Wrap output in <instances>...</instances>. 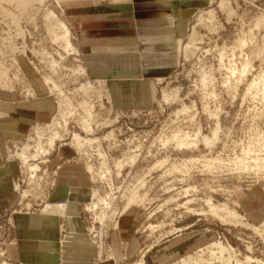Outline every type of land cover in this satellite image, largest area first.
Listing matches in <instances>:
<instances>
[{"label":"rangeland","instance_id":"374dc122","mask_svg":"<svg viewBox=\"0 0 264 264\" xmlns=\"http://www.w3.org/2000/svg\"><path fill=\"white\" fill-rule=\"evenodd\" d=\"M148 1L164 5V41L144 38L135 58L128 52L138 45H126L124 59L114 49L97 51L104 55L100 60L86 57L71 20L73 0H48L27 10L4 5L19 18L17 24L0 8V92L21 104L38 103L25 136L6 142L4 164H19L20 187L0 214V264H22L8 255L18 241L14 216H39L45 208L59 217L62 255L81 236L78 229L84 230L92 250L87 264H147L159 246L192 231L207 232L210 241L171 264L203 255L208 262L202 250L220 242L240 251L242 261L249 256L264 263V244L253 229L264 222V84L253 87L264 78V0ZM47 10L72 33L75 54L65 52L61 31L50 34L54 25L47 23ZM158 46L164 52L154 58ZM81 103L93 107L91 136L82 130ZM58 132L64 139L33 160L36 146L48 149ZM74 133L98 143L79 149ZM187 136L197 146L178 149V139ZM117 162L124 164L120 172ZM35 166L39 170H31ZM130 195L145 201L121 218ZM71 198H78L76 207L70 208ZM188 200L200 216L181 207ZM208 200L226 205L249 226L225 224L210 213ZM251 206L263 207L254 215L246 210Z\"/></svg>","mask_w":264,"mask_h":264},{"label":"crops","instance_id":"0c3cea01","mask_svg":"<svg viewBox=\"0 0 264 264\" xmlns=\"http://www.w3.org/2000/svg\"><path fill=\"white\" fill-rule=\"evenodd\" d=\"M73 1L75 4L71 5L74 7L71 11L73 10L72 15L75 18L71 20L75 24L80 48L87 58L100 60L104 55H99L97 51L100 53L106 49L121 52L119 58L122 59L129 54H133L132 58H135L140 56L143 40H152L154 43L164 41V21L163 17L159 16V11H164L162 3H150L148 0ZM150 11L155 13L150 15ZM126 45L138 47L136 46V51L125 55ZM158 48L159 46L154 50L155 55L152 52L151 56H155L154 58H157L159 51L164 52L165 47L160 50ZM37 106L36 102L21 104L15 95L0 92V214L7 208L20 187L19 164L15 161L4 164L6 142L10 140L17 142L25 136L27 128L37 117L35 113ZM59 202L56 199L55 203ZM77 202L78 198H71L73 205L70 208L76 207ZM243 202L249 204L247 200ZM55 203L53 205H56ZM263 206L258 209L251 206L246 210L255 215ZM70 208L69 214H74ZM45 209L39 216H14L18 241L9 246V257L22 264H60L63 258L71 260L68 264H87L90 256L88 253H92V250L89 245L86 246L84 230L78 229L81 236H78L79 238L72 242L62 255L59 253L58 229L55 227L59 224V217L55 212H48ZM73 221L71 224H75V220ZM210 238L205 231H192L175 236L159 246L147 259V264H171L198 247L208 244Z\"/></svg>","mask_w":264,"mask_h":264},{"label":"bare ground","instance_id":"6f19581e","mask_svg":"<svg viewBox=\"0 0 264 264\" xmlns=\"http://www.w3.org/2000/svg\"><path fill=\"white\" fill-rule=\"evenodd\" d=\"M56 1H60V0H56ZM48 2V0H0V8H2L3 10L2 11H4V14H6V16H9V18H12L11 20L13 21V23H19V18L18 17H15V15H13L11 12H9V10H7V9H5L4 8V5H7V6H12V5H17L18 6V10H20L19 8H22V10H27V9H29V8H31V7H34V6H36V4H38V5H40V6H45V4ZM60 4V3H59ZM221 5V4H220ZM222 6V5H221ZM221 8V7H220ZM33 9V8H32ZM31 9V10H32ZM212 13V12H211ZM211 15V14H210ZM213 17V16H212ZM46 19L48 20V25H49V22H50V24H52V25H54L51 29L52 30H50L51 31V33L50 34H54V32H53V30H59V31H61L62 33H63V37H64V40H65V42H64V44H66V51L65 52H69V51H71L73 54H75L74 52H77V50H78V46H77V44H74V45H72L71 44V42L74 40V42H76L75 41V39H74V37L72 36V33L70 32V30L68 29V27L59 19V17L53 12V11H46ZM46 20V21H47ZM209 20V19H208ZM207 20V21H208ZM17 21V22H16ZM210 21V20H209ZM260 24V23H259ZM17 26H19V25H17ZM20 27V26H19ZM21 28V27H20ZM22 30V29H21ZM20 32V31H19ZM58 33V32H57ZM56 34V33H55ZM61 34V33H60ZM58 35H59V33H58ZM18 36V35H17ZM54 36V35H53ZM62 36V35H61ZM20 37V36H19ZM56 37H58L57 36V34H56ZM60 37V36H59ZM252 37V36H251ZM60 38H62V37H60ZM56 39V38H55ZM58 40V39H57ZM63 40V41H64ZM61 41V40H60ZM62 41V42H63ZM244 41V40H243ZM240 43V42H239ZM244 44H246V43H244L243 42V44L242 45H244ZM239 46V45H238ZM239 48V47H238ZM243 48H244V46H243ZM15 49V48H14ZM33 53V52H32ZM80 53V52H79ZM69 54V53H68ZM77 54V53H76ZM223 58V57H222ZM52 59V58H51ZM52 62H53V64L55 63V61H53L52 60ZM52 64V65H53ZM235 64V63H234ZM16 65V64H15ZM55 65V64H54ZM53 65V66H54ZM246 66V64L244 65V66H242L243 68ZM246 67H249V66H246ZM246 67H245V69H246ZM54 68V67H53ZM235 68H236V64H235ZM231 69V68H230ZM242 69V68H241ZM243 70V69H242ZM54 72V71H53ZM232 72V71H231ZM235 71L233 70V72L232 73H234ZM248 72V71H247ZM1 74V73H0ZM241 74V73H240ZM243 74V73H242ZM241 74V75H242ZM247 74V73H246ZM245 74V75H246ZM3 75V74H2ZM233 75V74H232ZM235 75V74H234ZM233 75V76H234ZM5 76V75H4ZM240 76V75H239ZM243 76V75H242ZM2 78V77H1ZM242 79V78H241ZM46 80V82H47V84L48 85H50V83L52 84L53 83V87L55 88V90H59L58 89V87H57V85L54 83V81L52 82V80H51V77H48V78H46L45 79ZM5 83V82H4ZM254 83V82H253ZM258 84H256V86H253V87H257V88H259V86H260V88L261 87H263L262 85L264 84V78L262 79H258V82H257ZM6 84V83H5ZM53 88V89H54ZM250 88V87H249ZM264 88V87H263ZM262 88V89H263ZM81 89H83L82 87H81ZM86 89V88H85ZM52 90V89H51ZM52 92V91H51ZM86 92H88V91H86ZM84 93H85V91H84ZM68 101V100H67ZM70 102V101H69ZM84 102V101H83ZM87 103V102H86ZM73 104V103H72ZM82 104V103H81ZM87 104H89V103H87ZM87 104H86V106H85V103H83L82 105H83V109L85 110V113H86V118L84 117V118H82V123H81V126H82V130H83V132L85 133V134H87V135H89V136H91V135H93L94 134V132H95V129L93 128V124H92V122H91V119H93L92 118V109H93V107H87ZM80 105V104H79ZM90 106H92L91 104H89ZM63 106V105H62ZM81 106V105H80ZM64 107V106H63ZM66 107V106H65ZM72 107H74V106H72ZM71 107V108H72ZM75 109V108H74ZM62 110V109H61ZM65 111H67V110H65ZM70 112L72 111L71 109L69 110ZM68 111V112H69ZM61 112V111H60ZM70 112H69V114H70ZM63 113V112H62ZM65 113V112H64ZM215 115V114H214ZM213 115V116H214ZM63 117H64V115H62ZM94 116V115H93ZM66 117H67V115H66ZM64 120V119H63ZM62 120V121H63ZM68 120V119H67ZM65 121H66V119H65ZM59 122H61V121H59ZM59 122H57V123H59ZM98 122V121H97ZM96 123V122H95ZM59 124H61V123H59ZM64 124V123H63ZM60 126V125H59ZM61 126H62V124H61ZM67 125H66V123H65V127H66ZM55 127H57V126H55ZM61 128H63V127H61ZM218 129V128H217ZM40 130V129H39ZM41 131H42V129H41ZM216 131V130H215ZM61 132V131H60ZM65 132V131H64ZM216 132H218V130L216 131ZM39 133V132H38ZM63 133V132H62ZM42 134V133H41ZM215 135H216V133H215ZM42 136V135H41ZM40 136V137H41ZM62 136H64V135H62ZM60 134H59V132L58 133H56L53 137L51 136V138L49 139V141H48V149H45V147H47V146H45V147H43V146H36L37 148V150H35V152H36V154H34L33 155V160H34V158H41V157H43V156H46V155H48V154H50V152L55 148V146H56V142L57 141H61L62 139H64L63 137H62ZM37 137H38V135H37ZM39 137V138H40ZM44 137V136H43ZM174 137V136H173ZM90 138V137H89ZM88 138V136H87V138H82L80 135H78V134H73V136H72V142L75 144V146H77V148H82L85 144H87V145H90V144H95V143H98V139H89ZM110 138H111V136H110ZM176 137H174V141L176 142L177 140L175 139ZM180 138V137H179ZM195 138H197V135H196V137ZM41 139H42V137H41ZM172 139V138H171ZM192 139V138H191ZM216 140V139H215ZM173 141V142H174ZM40 142V141H39ZM166 142V141H165ZM164 142V143H165ZM206 142H208V141H206ZM167 143V142H166ZM177 143V142H176ZM199 142H198V140H194V141H190V139L188 138V136L186 137V138H184V139H181V140H179L178 139V149H182V148H188L189 149V147H191V145H193L194 147L195 146H197V144H198ZM46 144V143H45ZM100 144V143H99ZM37 145H38V143H37ZM97 145V144H96ZM101 145V144H100ZM164 145V144H163ZM91 146V145H90ZM192 146V147H193ZM98 150V149H97ZM99 152H100V150H98ZM27 153V152H26ZM25 154V153H24ZM26 155V154H25ZM29 155V154H28ZM99 155H101V154H99ZM22 156H23V154H22ZM27 156V155H26ZM103 155H101V157H102ZM105 156V155H104ZM25 157V156H24ZM100 157V158H101ZM22 158V157H21ZM23 159H25V158H23ZM30 159V158H29ZM105 159V158H104ZM130 159H132V158H130ZM129 159V160H130ZM135 159H137V157L135 156V158H133L132 159V161H134ZM195 160V159H194ZM106 161V160H105ZM136 161V160H135ZM24 162V161H23ZM44 162V161H43ZM191 162V161H190ZM197 162H198V160H197ZM105 163H107V162H105ZM104 163V164H105ZM127 163V162H126ZM134 163V162H133ZM162 163H164V162H162ZM183 163V162H182ZM192 163V162H191ZM193 163H195V162H193ZM188 164H190L188 161H187V163H185V166L186 165H188ZM123 162H117V165H116V168L119 170V172L121 171V169L123 168ZM160 165H162V164H160ZM183 165V164H182ZM102 166V165H101ZM159 166V165H158ZM184 166V165H183ZM191 166V165H190ZM156 167V166H155ZM90 168H92V167H90ZM107 168H109V166L107 167ZM106 168V169H107ZM38 169V166H35V167H33L31 170H37ZM39 170V169H38ZM109 170V169H108ZM116 170V169H115ZM92 171V170H91ZM112 171V170H111ZM173 171V170H172ZM105 172H107V171H105ZM174 172V171H173ZM100 174V173H99ZM118 174V173H117ZM184 174H185V172H184ZM107 175H109V173L107 174ZM111 175V174H110ZM110 175H109V177H110ZM105 176V175H104ZM120 176H121V174H120ZM107 180H108V178H106ZM111 179V178H110ZM109 181H111V180H109ZM106 182V181H105ZM112 186V185H111ZM140 187V186H139ZM138 187V188H139ZM138 188H137V190H138ZM190 188V187H189ZM194 190V189H193ZM98 192V191H97ZM197 192V191H196ZM136 193V192H135ZM138 194V193H137ZM140 194V193H139ZM181 194V193H180ZM190 191L189 190H184V192H183V196H184V198H187V197H189L190 195ZM95 195V194H94ZM97 195V194H96ZM131 196V195H130ZM129 196V197H130ZM108 198V197H107ZM96 199V198H95ZM110 199V198H109ZM112 199V198H111ZM105 200V199H104ZM194 200V199H193ZM100 201L101 200H99V204H100ZM112 201V200H111ZM128 201V203L126 202V205L124 206V208H123V211L121 210V212H120V214H121V218H123V217H125L126 215H127V213H129L131 210H133L137 205H139V204H143V202L145 201V199L143 198V197H141V198H139V197H137V195H132L131 197H130V199L129 200H127ZM108 202V201H107ZM192 200H188V202L185 204L184 203V205H182L181 207L183 208V209H186L187 210V212L189 213V214H193L194 216H200V214L196 211V210H194L193 208H190L189 206L192 204ZM94 203V202H93ZM97 204H98V202H97ZM97 204H95V206H97ZM206 204H207V206L209 207V209H210V213H213V216L215 215V216H217L221 221H223L225 224H231V225H233V224H235V225H237V226H243V227H248L249 225H247L246 223H244L243 221H242V219L241 218H243V217H241L240 218V216L238 215V213H236L235 211H233V210H230L228 207H226V205H221V206H215L213 203H212V201L211 200H208L207 202H206ZM104 205H105V201H104ZM112 205V204H111ZM91 206H93V205H91ZM101 206V205H100ZM180 206V205H179ZM94 207V206H93ZM99 207V206H98ZM104 207H106V206H104ZM111 207V206H110ZM180 208V207H179ZM87 209H89L88 207H87ZM93 210V208L91 209V211ZM201 212V211H200ZM202 213V212H201ZM115 214V213H114ZM119 214V215H120ZM161 226V225H160ZM116 228H119V223H117L116 224ZM160 228V227H159ZM259 228H263L264 229V222H263V224L261 225V227H259ZM259 228H256V227H253V229H254V231H255V233L257 234V235H259V236H261L260 238L262 239V242H263V244H264V234L261 232V230L259 229ZM216 243V242H215ZM63 245H65V242L64 243H62ZM212 245V244H211ZM62 250H63V248H62ZM202 252L203 253H208V258H209V261L207 262V260H205V259H203V256H202V258H198V260L197 259H194V260H192L190 263L189 262H185V260H184V263L185 264H264L262 261H259V260H256V259H253V258H251V257H249V256H247L246 258H245V261H242V259H241V253H240V251H237V250H235V249H233L232 247H230V246H225L224 244H222L221 242L220 243H217V244H213L212 246H210L208 249H205V250H202ZM252 253V252H251ZM197 257H198V255H197ZM196 257V258H197ZM194 258V257H193ZM136 264H145V262L142 260V261H140V262H138V263H136Z\"/></svg>","mask_w":264,"mask_h":264}]
</instances>
